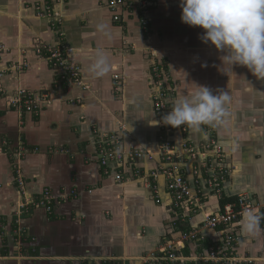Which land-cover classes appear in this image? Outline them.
<instances>
[{
	"label": "crops",
	"instance_id": "1",
	"mask_svg": "<svg viewBox=\"0 0 264 264\" xmlns=\"http://www.w3.org/2000/svg\"><path fill=\"white\" fill-rule=\"evenodd\" d=\"M152 1L146 31L131 5L123 22H113L108 0H66L63 5L0 0V46L6 49L0 62L7 71L0 78L5 93L0 96V216L11 222L23 200L17 170L28 198L40 200L45 190L53 197L50 214L36 209L21 221L30 236L29 257L17 258L10 244L0 264H141L185 230L199 228L204 241L188 242L183 252L193 257L222 240L220 231L203 225L205 215L243 194L257 205L254 212L261 220L255 235L242 230V218L236 223L238 252L264 264V80L247 76L244 66L222 62L224 53L199 39L201 28L181 22L180 0ZM46 3L53 5L60 25L36 16L34 8ZM60 41L72 50L83 85L64 83L56 89L59 73L36 51ZM155 63H163L170 76L164 81L171 92L170 111L177 97L196 89L193 82L229 97L222 122L180 126L176 129L186 127L188 133L170 138L177 154H183V140L201 145L211 132L231 168L223 200L204 190L197 206L176 210L165 196L164 178L158 181L160 204L144 179H127L134 169L145 176L158 170L159 158L112 167L108 175L100 164L98 142L104 136H116L126 149L158 152L162 131L154 112ZM21 89L49 96L38 116L20 117L8 108L5 96ZM21 152L23 158L17 156ZM121 171L127 176L118 181ZM190 171L184 165L193 189Z\"/></svg>",
	"mask_w": 264,
	"mask_h": 264
},
{
	"label": "built area",
	"instance_id": "2",
	"mask_svg": "<svg viewBox=\"0 0 264 264\" xmlns=\"http://www.w3.org/2000/svg\"><path fill=\"white\" fill-rule=\"evenodd\" d=\"M56 3L63 5L66 4V0H56ZM130 5L140 15L141 25L144 30H149L151 23L149 11L155 7L152 0H137L134 4H130L127 0H108L107 7L112 15V21L115 23L123 22L126 15L129 14ZM34 11L38 18H46L51 20L53 25H60V16L54 11L51 3L38 4ZM4 51L6 49L0 46V60ZM36 51L39 55L44 54L49 66L59 73L60 84L56 85V89L64 83L83 85L81 70L72 62V50L66 42L60 41L55 47L38 46ZM25 66H15L13 69L21 70ZM6 73V70L1 69L0 62V78H3ZM153 76L156 90L154 94V112L162 131L159 137L158 152L154 153L144 148L136 147L126 149L116 136H104L98 142V157L102 168L108 175L112 167L124 168L134 166L140 161L151 162L159 158L161 167L158 170L152 171L150 175L145 176L140 169H134L132 175L127 178L144 179V186L153 192L156 203L160 204L162 202L161 189L158 186L160 178H164L165 196L171 201L172 206L176 210L197 206L201 196H204V190L223 200L224 185L231 173V168L226 164V154L223 147L210 136L211 132H207L209 138L207 142L195 145L189 140H183L181 144L183 154H177L170 138L175 132L186 135L188 129L182 127L177 130L163 123L162 118L170 111L171 105L169 100L171 92L164 83L165 80L167 82L170 81V76L166 73L163 63L154 64ZM4 94V90L0 86V96ZM5 98L8 108L16 110L20 117L24 113L38 116L42 107L49 100L47 94H34L24 89L16 91L12 96L6 95ZM121 129L125 130V126L122 125ZM17 156L23 158L25 154L21 152ZM178 156H183V159H177ZM183 162L185 163L183 164ZM184 165H189L191 168L192 178H195V190L194 187L192 189L186 179ZM17 173L16 182L18 183L20 194L23 195V200L19 202L11 222H7L0 216V259L8 257L5 253L9 250L10 244H13L14 250L18 251L19 255H17V258L24 260L28 258L27 251L30 236L21 227V221L36 209H43L49 214L53 209L51 192L45 190L42 198L37 201L28 198L23 178L18 170ZM125 176L127 175H124V172L121 171L116 178L118 181H123ZM257 208V205L254 204L248 195H238L234 200L225 203L219 212L206 214L204 217L203 225L205 227L220 231L222 235L220 243L203 249V252L196 256H186L183 252L188 242L204 241L199 228L188 229L181 233L178 240L168 242L156 254L144 258L141 264H254V259L239 255L238 248L241 238L235 229V225L243 218L245 212H254ZM184 220L180 219V221Z\"/></svg>",
	"mask_w": 264,
	"mask_h": 264
},
{
	"label": "clouds",
	"instance_id": "3",
	"mask_svg": "<svg viewBox=\"0 0 264 264\" xmlns=\"http://www.w3.org/2000/svg\"><path fill=\"white\" fill-rule=\"evenodd\" d=\"M180 20L203 30L199 39L211 44L222 62L244 66L258 80H264V0H180ZM176 98L162 121L173 128L199 127L222 122L228 113L227 93L213 94L206 86ZM261 216L247 211L241 221L249 235L259 232Z\"/></svg>",
	"mask_w": 264,
	"mask_h": 264
},
{
	"label": "trees",
	"instance_id": "4",
	"mask_svg": "<svg viewBox=\"0 0 264 264\" xmlns=\"http://www.w3.org/2000/svg\"><path fill=\"white\" fill-rule=\"evenodd\" d=\"M230 201H231V200H227V201H223L222 203L224 204V203H227V202H230ZM223 204H222V205H223Z\"/></svg>",
	"mask_w": 264,
	"mask_h": 264
},
{
	"label": "rangeland",
	"instance_id": "5",
	"mask_svg": "<svg viewBox=\"0 0 264 264\" xmlns=\"http://www.w3.org/2000/svg\"><path fill=\"white\" fill-rule=\"evenodd\" d=\"M168 65V64H167ZM247 76H251V73L250 74H248Z\"/></svg>",
	"mask_w": 264,
	"mask_h": 264
}]
</instances>
